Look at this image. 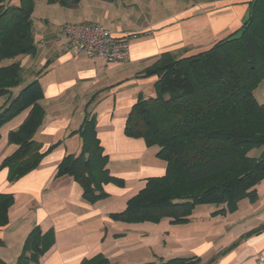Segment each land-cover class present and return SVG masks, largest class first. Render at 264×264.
I'll return each instance as SVG.
<instances>
[{
  "label": "crops",
  "instance_id": "1",
  "mask_svg": "<svg viewBox=\"0 0 264 264\" xmlns=\"http://www.w3.org/2000/svg\"><path fill=\"white\" fill-rule=\"evenodd\" d=\"M251 1L80 0L71 9L36 2L31 18L37 51L18 60L28 71V80L47 65L39 78L43 98L38 104L44 116L33 136L43 156L34 170L14 182L9 181L7 168L0 169V194L13 200L7 223L0 226V262L15 264L26 236L37 227L51 240L37 264H82L100 258L105 264H162L176 258L199 260L189 264H259L264 256V215L258 213L240 217L238 210L211 216V211L194 219L193 211L182 225L169 219L126 224L109 217L125 208L146 178L165 173L156 148L124 135L131 106L140 96L154 95L156 76L140 74L163 54L183 58L210 49L241 26ZM64 23L99 24L116 36H126L128 57L114 64L73 58L62 49L58 32ZM19 88L11 90L12 97ZM91 98L107 168L124 183L104 185L106 197L95 203L82 198L81 187L71 177L56 176L62 158L80 151V139L72 132L80 127L83 106ZM7 102L8 96L1 97L0 108ZM26 115L0 129V163L16 149L7 137Z\"/></svg>",
  "mask_w": 264,
  "mask_h": 264
},
{
  "label": "trees",
  "instance_id": "2",
  "mask_svg": "<svg viewBox=\"0 0 264 264\" xmlns=\"http://www.w3.org/2000/svg\"><path fill=\"white\" fill-rule=\"evenodd\" d=\"M37 1L0 0V62L11 60L0 66V98L8 96L7 104L0 108V129L27 112L7 137L16 149L0 163V169L7 168L10 182L34 170L43 156L41 144L33 136L44 116L38 104L43 98L39 78L47 65L20 87L22 68L17 59L36 54L31 16ZM43 1L68 9L80 2ZM149 76L157 78L154 95L140 96L131 106L124 135L156 148L155 156L164 162L165 173L146 178L143 187L127 199L125 208L109 217L126 224L169 219L182 225L190 221L199 205L222 206L211 213L217 216L234 213L246 197L255 199L248 190L264 178V102L258 103L254 97L264 82V0H252L241 26L210 49L183 58L163 54L140 74ZM18 87L12 97L11 90ZM92 103L93 98L83 106L82 123L72 132L80 139L79 153L65 155L56 168L57 177L67 175L81 187L82 198L88 203L106 197L104 185L124 184L107 168ZM255 148H262L256 158L249 155ZM12 203V196L0 194V226L6 225ZM50 245L47 233L32 228L15 264H37ZM198 261L176 258L162 264ZM105 263L100 258L82 264Z\"/></svg>",
  "mask_w": 264,
  "mask_h": 264
},
{
  "label": "built area",
  "instance_id": "3",
  "mask_svg": "<svg viewBox=\"0 0 264 264\" xmlns=\"http://www.w3.org/2000/svg\"><path fill=\"white\" fill-rule=\"evenodd\" d=\"M58 33L63 40V51L73 58L84 56L114 64L128 57L129 42L126 36H116L99 24L64 23ZM258 262L264 264V256H260Z\"/></svg>",
  "mask_w": 264,
  "mask_h": 264
},
{
  "label": "rangeland",
  "instance_id": "4",
  "mask_svg": "<svg viewBox=\"0 0 264 264\" xmlns=\"http://www.w3.org/2000/svg\"><path fill=\"white\" fill-rule=\"evenodd\" d=\"M14 1H16V0H14ZM21 58H25L24 61L27 60V56L19 57V60H22ZM10 61L11 60H4V61H1L0 63H2L3 65H6V64H9ZM24 63H23V65H24ZM28 75H29L28 71H26L25 69L21 70V77H22V79H24L23 80L24 82H22L20 87H22V85H24L25 83H28L30 81V80H28ZM263 89H264V82L254 92V97L258 103L264 102V96L262 94ZM261 151H262V148H259V149L255 148L249 153V155L251 157L256 158L257 156H259ZM248 191L253 192L255 194L256 198L251 199V198L246 197V198L242 199L241 201L238 202L236 211L240 210V212H241L240 217H243L244 214L253 215V214L258 213L259 215H264V178H262L256 186L249 189ZM218 208H219V206H216L214 204H212V205H199V206L195 207V209H194V217L193 218L197 219V218H199V216H201L205 212L215 211ZM251 211H252V213H251ZM194 223H196V221H194Z\"/></svg>",
  "mask_w": 264,
  "mask_h": 264
}]
</instances>
